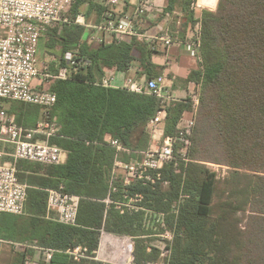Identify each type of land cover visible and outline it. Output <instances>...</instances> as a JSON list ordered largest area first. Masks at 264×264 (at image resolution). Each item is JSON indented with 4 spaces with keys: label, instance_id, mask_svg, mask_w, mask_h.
<instances>
[{
    "label": "trees",
    "instance_id": "obj_1",
    "mask_svg": "<svg viewBox=\"0 0 264 264\" xmlns=\"http://www.w3.org/2000/svg\"><path fill=\"white\" fill-rule=\"evenodd\" d=\"M197 2L166 0L164 8L156 9L159 18L172 16L173 29L177 12L182 13L184 32L201 25L199 66L187 77L202 88L189 160L177 154L154 183L124 186L118 179L113 182L116 191L111 187L115 160L118 156L130 162L138 157L136 152L149 148L148 125L161 100L124 87H106L102 79L107 71L127 73L136 61L138 79L145 77L144 81L162 74L166 66L154 62L155 52L139 37L115 34L109 42L92 43L93 30L73 21L85 5L101 21L107 8L97 0H73L68 12L72 23L49 33L48 45L60 47L61 64L66 65L68 51L78 63L67 79H50L44 87L57 96L51 118L58 131L49 141L66 152V161L17 162L18 177L28 185L29 216L21 233L26 241L53 250L51 261L40 264H103L92 258L102 229L134 237L135 264H156L162 251L151 246L150 235L158 226L154 223L158 212L166 213L168 228L174 231L164 264H264V0H219L216 10L205 8L200 18L194 9ZM214 2L198 3L213 7ZM191 109L188 100L171 101L165 134H176L181 118ZM42 113V107L27 103L13 104L9 111L28 128L37 126ZM113 139L132 152L118 153ZM209 163L232 171L220 181ZM60 186L80 197L75 225L48 217V190ZM182 193L189 197L176 215ZM124 194L141 196V208L126 207L122 212L117 203ZM220 196L223 200L215 211ZM241 211L248 213L244 228L237 215ZM6 215L1 214L0 224L9 220ZM2 236L12 237L8 232ZM76 247L85 249L87 257L76 259L69 252Z\"/></svg>",
    "mask_w": 264,
    "mask_h": 264
},
{
    "label": "built area",
    "instance_id": "obj_2",
    "mask_svg": "<svg viewBox=\"0 0 264 264\" xmlns=\"http://www.w3.org/2000/svg\"><path fill=\"white\" fill-rule=\"evenodd\" d=\"M121 0H103L107 7L105 23L93 26L96 30L117 34L119 36H135L147 38V35L136 31L133 17L123 15L118 17L109 6L118 5ZM73 0H0V213L22 215L26 211L28 185L18 177L17 162L21 160L43 165L61 164L66 152L58 145L50 143V138L58 131V123L51 118V110L57 101L56 94L36 87L38 78L67 79L70 69L76 67L77 60L72 52L65 54L67 66L59 68L57 74L41 72L38 67V49L41 38L50 30L72 23L68 12ZM156 10L149 0H142L135 9L136 15L153 13ZM167 16H170L169 14ZM84 17L79 15L75 23L87 25ZM181 24V22H179ZM89 26V25H87ZM193 45L201 46L200 23L197 25ZM180 30L176 31L179 34ZM162 40L167 46L174 43L169 30L155 40ZM106 87H115L113 76L104 77L101 82ZM124 88L137 93L152 94L161 100V108L150 121L149 128L153 145L144 151L136 152L137 158L130 162L121 160L118 156L111 176L112 191H116L113 182L120 179L124 186L133 182H155L161 178V169L167 163L177 158L188 161V150L192 145V136L196 126L200 108V93L193 92L191 98L185 99L191 103V111L181 118L176 134L166 135L165 125L168 115L167 105L179 100L169 93L166 88V77L158 76L143 82L128 81ZM3 100L19 101L42 107L43 119L34 128L18 124L15 115H10ZM181 100V99H180ZM42 136L45 139H40ZM112 145L118 153L132 151L124 147L118 140L113 139ZM177 147L179 149L177 150ZM121 170V173L118 172ZM164 187L168 182H164ZM48 207L58 213L57 220L64 224L77 223L80 197L63 190V186L49 189ZM189 197L182 193L177 201L174 214L178 215L181 204ZM141 196L129 197L124 194V200L117 203L118 207L139 210L138 202ZM107 202H111L110 198ZM166 213L154 214V233L150 236L161 237L168 243L173 241L174 231L168 228ZM134 237L126 234H115L102 229L98 248L93 251V259L103 264H135ZM167 243V245H168ZM159 248L161 256L167 258L170 248ZM69 252L76 258L87 257L86 250L76 247ZM53 250L46 249V262L52 259ZM158 264V263H156ZM164 264V262H161Z\"/></svg>",
    "mask_w": 264,
    "mask_h": 264
},
{
    "label": "crops",
    "instance_id": "obj_3",
    "mask_svg": "<svg viewBox=\"0 0 264 264\" xmlns=\"http://www.w3.org/2000/svg\"><path fill=\"white\" fill-rule=\"evenodd\" d=\"M97 1L102 2L103 0H97ZM141 1L142 0H121V2L118 5H112L109 6L108 8L111 9L114 13H116L120 18L123 17V15L132 16L136 31L147 35V38L145 39L141 38V39H143L147 44H149V46L155 52L153 55L154 62L160 66H166L164 72L159 76L166 77V88L169 91V93L174 97H176L175 95L176 93L178 94L183 93L184 95L192 94L193 91H195L199 85L195 81H187V77L192 70L197 69L199 66V54L197 52V49L193 45V41H194L193 36L197 32L196 29L199 23L196 25L195 29L192 30L189 28L186 32H184L182 27L183 26L182 13L180 12L176 13L178 17L176 18L177 23L175 29H173L172 27V22H173L172 16L165 15L164 17L159 18L158 17L159 14L156 13V10L153 13L136 15L135 9L140 4ZM149 1L154 5L156 9L157 8L162 9L166 6V0H149ZM198 2L194 6V9L196 11L197 18H200L201 11L205 8H203L199 12L198 8L200 6ZM210 8L211 7H208L206 9H210ZM87 13H89V17L88 16L86 17ZM80 15L84 17L83 20L85 24L89 26L83 25L81 23H76V24L85 26L88 32L89 30H93L91 35L92 43L98 44L101 42H109L112 40L115 34L105 33L93 28V26L101 25L105 23L106 20L105 13L102 17V20L98 21V14L95 11H91L90 13L89 6L85 5L83 7L82 14ZM179 22H181V24H179ZM178 29L180 30L179 34L176 33ZM167 30L171 32L174 38V43L171 46H167L162 40L159 39L155 40L156 37L157 38L161 37ZM51 31L52 30H50L46 35H44L41 38L39 42L38 53L40 52L41 57L45 55L46 57L53 58L52 61L54 62L57 61L56 54L60 52V47L54 49V48H50V46L48 45L49 33ZM68 52H72V51H68ZM59 60H60L59 68L62 66H67V62L66 65H62L61 64L62 61L60 58ZM42 63L43 62L40 63V61L38 62V67L41 70V72H50L49 65L43 66ZM137 70H138V62L136 61L134 62L133 66L130 68V70L127 73L107 71L104 77L113 76L115 87H124L126 82L130 80L138 81V82H143L145 80V77H143L142 79L141 78L138 79ZM50 79H54V78H50ZM49 80L38 78L35 81V86L38 88L40 87L44 88L46 87L47 84H49L48 82ZM181 80L185 82L184 85L181 84ZM3 104L4 107L8 109V111L11 110L12 105L10 103L8 104L3 103ZM42 119H43V113L41 120ZM41 120H39V122ZM148 129L150 132L149 126ZM38 138L45 139L42 136H38ZM152 145H153V141L151 139V134H150L149 148ZM66 159H67V154L65 155L64 162L66 161ZM118 172L121 173V170H118ZM1 214L2 213H0V216ZM5 214H8L6 215V217H8L9 220H6L3 224H0V235H1L0 264H40V262L42 261L46 262L45 250L48 248L40 247L36 245L35 242L30 240L26 241L24 239L26 235L21 233L22 231L25 230V224L26 222H28L27 218L29 215L27 214V212L25 211V213L22 215H16L10 213H5ZM48 214H47L48 217L57 220L58 213L56 211L50 210L49 207H48ZM7 232L9 233L10 236H12L11 238L7 239L6 237L2 236L5 235Z\"/></svg>",
    "mask_w": 264,
    "mask_h": 264
},
{
    "label": "rangeland",
    "instance_id": "obj_4",
    "mask_svg": "<svg viewBox=\"0 0 264 264\" xmlns=\"http://www.w3.org/2000/svg\"><path fill=\"white\" fill-rule=\"evenodd\" d=\"M218 1L219 0H216V3L214 2V6L213 7H211L210 9L211 10H216L217 9V5H218ZM199 4V3H198ZM200 6V5H199ZM202 6H200L199 8H198V10H199V12L203 9V8H208V7H202ZM202 12V11H201ZM194 37V36H193ZM37 57H38V60L40 61V63L41 62H43L42 63V65L43 66H45V65H49V67H50V73H52V74H57L58 72V68H59V64H60V60H59V58H61L60 57V52H58L57 54H56V59H57V61H52L53 60V58H51V57H46L45 55L44 56H42L41 57V54H40V52L37 54ZM47 59V60H46ZM50 78H47L46 80H49ZM184 83L185 82H183L182 80H181V84L182 85H184ZM199 92L200 93V98H201V91H202V88H201V86H198L197 88H196V90H195V92ZM171 92V91H170ZM194 92V91H193ZM193 94V93H192ZM192 94H183V93H176L175 95H176V97L177 98H179V99H183V100H185V99H188V98H191V96H192ZM3 102L4 103H6V104H8V103H10L11 105H13V104H15V105H17V106H20V105H22V103L23 102H19V101H9V100H3ZM191 102V101H190ZM200 105H201V103H200ZM199 110H200V108H199ZM198 116V115H197ZM209 165L213 168V169H215L217 172H218V178H219V180L220 181H223L227 176H229V173L232 171V169L230 168V167H228V166H226V165H221V164H215V163H209ZM226 196V195H225ZM224 196V197H225ZM221 200H223V197H218V198H216V203H215V211H217V209H218V206H219V203L221 202ZM238 217H239V219H242V220H240V224H241V227L242 228H244V226H245V224H246V219H247V216H248V213H246V212H244V211H241V212H239L238 214ZM173 240H174V238H173ZM173 242V241H172ZM150 243H151V246H155V247H157V248H165V245H167V243H168V241L167 240H163V238H161V237H153L152 236V240L150 241ZM235 255V253L233 252L232 254H231V256L233 257ZM231 256H229V257H231ZM161 262H164V258L163 257H161V259H160V261L158 262V264H161Z\"/></svg>",
    "mask_w": 264,
    "mask_h": 264
}]
</instances>
